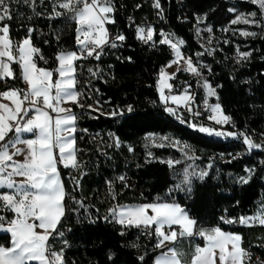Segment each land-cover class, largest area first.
<instances>
[{"label": "trees", "instance_id": "16d2710c", "mask_svg": "<svg viewBox=\"0 0 264 264\" xmlns=\"http://www.w3.org/2000/svg\"><path fill=\"white\" fill-rule=\"evenodd\" d=\"M154 2L113 0L115 23L107 28L126 39L117 41V48L105 46L99 60L77 62V88L85 105L83 109L72 105L78 116L75 146L80 167L58 165L68 193L66 214L58 226L64 236H55L50 243L56 251L64 249L66 264H153L159 254L154 237L135 228L124 229L104 217L117 204L149 203L159 197L180 204L199 227L220 226L225 232L241 234L253 261L257 256L264 259V227L221 222L222 217L253 215L264 201V149L249 152L240 140L207 136L190 128L187 122L206 123L183 111L180 115L167 113L157 90L161 68L174 59L170 48L159 44L163 31L184 41L181 50L185 57H191L197 66H206L200 70L216 90L213 101L234 123L226 125V131H243L255 142H264V36L259 27L231 23L237 14L258 9L244 0H160L159 9L153 7ZM232 8L236 11H229ZM10 11L13 19L0 26H9L14 43L26 38L29 28L34 29L32 43L48 61L38 60L39 67L54 69L57 53L77 50L75 24L63 17L49 19L52 0H35L34 8L12 0ZM138 26L154 29L153 42L144 44L136 39ZM241 31H255L257 36H241ZM206 50L213 54L207 55ZM237 50L251 52L250 58L237 64ZM13 67L19 76V65ZM89 68L97 75L92 76ZM171 83L178 93L184 88L194 93L192 107L204 103L201 84L187 73L177 72ZM7 88L24 89V85L22 80L0 83V91ZM88 105L100 111H92ZM130 105L131 113L127 112ZM113 111L123 114L109 117L107 113ZM150 135L187 144L197 157L188 163L208 175L203 180L193 178L190 193L170 192L179 179L174 169L161 161L182 159L183 153L175 147H156L146 139ZM117 140L119 147L115 146ZM184 166L177 165L175 171ZM249 175V183H239L240 177ZM6 215L12 218V214ZM0 245L10 246L9 234L0 232ZM110 254H115L114 259H109Z\"/></svg>", "mask_w": 264, "mask_h": 264}, {"label": "snow or ice", "instance_id": "6c2138e0", "mask_svg": "<svg viewBox=\"0 0 264 264\" xmlns=\"http://www.w3.org/2000/svg\"><path fill=\"white\" fill-rule=\"evenodd\" d=\"M11 2L12 0H0V24L6 19H13ZM15 2H23L33 8L35 4V0ZM245 2L255 5L258 11L247 15L237 14L231 23L255 25L264 32V0ZM153 7L159 9L160 0H155ZM229 11L236 10L232 8ZM114 12L113 0H52L49 19L63 17L75 24V44L78 49L57 53V66L54 69L38 66V60L44 63L48 61L32 43L31 34L34 29L29 28V35L14 43L9 36V26H0V83L7 85L9 81L22 80L27 85L26 89L7 88L0 92V98L11 102V106L0 103V232L10 236V246L0 245V264H66L64 249L56 251L50 243L55 236H64L58 226L66 214L68 193L61 183L58 165L78 169L80 164L77 159L78 149L75 146L78 116L72 107L63 105L67 103L81 109L85 107L80 99L82 93L77 88V62L88 58L99 60L105 46L117 48V41L126 39L122 34L112 38L108 32L106 25L115 23L112 16ZM200 22L198 20V23ZM207 30L212 31L211 28ZM197 34L199 35V30ZM159 35L162 37L159 44L167 45L174 56L168 65L161 68L157 79V90L160 102L165 105L164 110L176 115V109L182 107L194 117L202 115L192 108L195 97L188 92V88H184L179 95L173 94L174 85L169 81L176 78V73L169 74L165 68L182 62L184 66L177 67V72H190L201 77V87L205 90L204 111L209 113L207 119L212 125L219 127L194 122H187L188 126L209 136L240 140L249 152L264 149V142H255L246 132L222 130L225 125L234 126V123L230 116L224 114L219 103L208 102L209 97L216 96V90L202 76L200 69L206 66H197L191 57L182 54V39H176L174 34H166L163 31ZM240 35L255 37L257 33L241 31ZM153 37L154 29L151 26L137 27L136 39L142 43L150 44ZM208 42L211 43V40ZM206 54L213 53L206 50ZM236 55V63L240 64L250 58L251 52L237 50ZM13 65H19V76L16 75ZM88 71L92 76L97 75V71L91 68ZM169 103L175 104L176 108L169 107ZM87 107L92 111H100L92 105ZM133 110L131 105L128 106L127 112L131 113ZM122 114L123 111L107 113L109 117ZM177 119L186 123L179 116ZM146 139L156 147H175L183 153L182 159L161 161L174 169V174L179 179V183L170 192L179 190L190 193L193 178L203 180L208 175L207 171H197L188 163L197 157L191 154L187 144H181L180 141L167 136L150 135ZM157 140L160 142L157 143ZM115 146H120L118 140ZM129 151L132 149L129 148ZM16 157L23 159L17 160ZM180 164L185 166L180 172H176V166ZM247 171L252 172L251 169ZM119 179L123 181L125 177L121 176ZM250 179L251 175L242 176L239 183L247 184ZM75 183L79 186L78 180ZM112 199H116L115 194H112ZM77 203L83 206L81 201ZM8 213L12 214L11 219L6 215ZM104 219H111L124 229L135 228L154 237V247L161 249V252L155 257L153 264H217V260L219 264H264V259L259 256L253 261L252 252L243 247L241 234L225 232L220 226L199 227L198 222L191 218L180 204L170 203L159 197L149 203L117 204L109 209ZM221 220L224 224L264 227V201L253 215L227 219L222 217ZM120 234L124 235V232ZM196 238L202 239L204 243L203 246L196 244L191 253L176 247L183 239L191 242ZM64 243L67 244V241ZM114 255L110 254L109 259H114ZM140 259L143 261L144 257L141 256Z\"/></svg>", "mask_w": 264, "mask_h": 264}, {"label": "rangeland", "instance_id": "374dc122", "mask_svg": "<svg viewBox=\"0 0 264 264\" xmlns=\"http://www.w3.org/2000/svg\"><path fill=\"white\" fill-rule=\"evenodd\" d=\"M245 1V0H244ZM249 26H255V25H249ZM106 27H107V25H106ZM253 32H255V31H253ZM164 33H166V32H164ZM166 34H168V33H166ZM263 36H264V32H262L261 33ZM175 37V36H174ZM162 38V37H161ZM176 38V37H175ZM176 39H178V38H176ZM169 64V63H168ZM167 64V65H168ZM166 66V65H165ZM164 66V67H165ZM184 65H183V63L181 62L180 64H173L171 67H166L165 68V70H166V72L167 73H169V74H172V73H177V67H183ZM181 72H183V71H181ZM185 73H187L189 76H191V77H193V78H195L196 79V81H198V83H200V84H202V80H201V77H197V76H194L193 74H191L190 72H185ZM203 76V75H202ZM203 78L205 79V77L203 76ZM169 83H171V80L169 81ZM27 86V85H26ZM175 88V87H174ZM166 92H167V90H165ZM184 90H182V92H183ZM203 91H204V95H205V90L203 89ZM181 92V93H182ZM181 93H178L177 91H176V93H173V94H175V95H179V94H181ZM190 93V92H189ZM158 94H159V92H158ZM159 97H160V95H159ZM216 98V96H214V97H209L208 98V102H209V104H215L214 103V99ZM7 102H9L10 103V101L9 100H6V103ZM6 103H4V104H6ZM64 107H69V104H64L63 105ZM168 106L169 107H174V108H176V105L175 104H172V103H169L168 104ZM179 109H181V107L180 108H177L176 109V111H178ZM193 109L195 110V107H193ZM180 111V110H179ZM188 114L189 115H191L192 117H193V115L191 114V113H189L188 112ZM54 115V114H53ZM176 115H178V113L176 112ZM208 115H209V113H208ZM208 122H209V124L207 125V124H204V125H207V126H215V125H212V122L211 121H209L208 120ZM200 124V123H199ZM226 126V125H225ZM225 126L223 127V128H225ZM193 129V128H192ZM201 133V132H200ZM202 134H204V133H202ZM204 135H207V134H204ZM207 136H209V135H207ZM212 137H215V136H212ZM216 138H222V137H216ZM21 147H23V145H21ZM57 154H58V152H57ZM16 159L17 160H22L23 159V157H16ZM17 179H20V178H17ZM139 204H141V203H139ZM133 205H137V204H133ZM37 231H40L39 229H37ZM1 233H4V232H1ZM201 239L200 238H196V239H194V240H192L191 242L188 240V239H183V240H181L180 241V243L179 244H177L176 245V247L178 248V249H181V250H183L184 252H186V253H191L192 252V250L194 249V247H195V245L196 244H200L201 246H203L202 244L204 243L203 241H200ZM172 245H167V247H171ZM159 250V254H160V252H161V249H158ZM190 251V252H189ZM158 254V255H159ZM34 264H35V262H34ZM217 264H219V261L217 260Z\"/></svg>", "mask_w": 264, "mask_h": 264}, {"label": "built area", "instance_id": "2783aa9c", "mask_svg": "<svg viewBox=\"0 0 264 264\" xmlns=\"http://www.w3.org/2000/svg\"><path fill=\"white\" fill-rule=\"evenodd\" d=\"M177 1H180V0H177ZM145 28H146V27H145ZM107 29H108V28H107ZM108 32L110 33V35H111L112 38H114V37L116 36V35L112 32V30L108 29ZM106 47H108V48H112L110 45H107ZM173 93H176V88H174V92H173ZM190 94H192V95L195 97L194 93H191V92H190ZM182 111H183V113L188 114V112H187L185 109H183ZM195 111H199V112H201L202 115L199 116V117H194V116H193V118H195L196 120H198V121H200V122H203V123L209 124L208 119H207L208 113L204 111V103H201V104L196 105V106H195ZM230 125L233 126L232 124H230ZM221 222H222V221H221ZM222 223H223V222H222Z\"/></svg>", "mask_w": 264, "mask_h": 264}, {"label": "crops", "instance_id": "0c3cea01", "mask_svg": "<svg viewBox=\"0 0 264 264\" xmlns=\"http://www.w3.org/2000/svg\"><path fill=\"white\" fill-rule=\"evenodd\" d=\"M23 40V39H22ZM21 40V41H22ZM20 42V41H19ZM77 51H78V49H77ZM181 52H182V50H181ZM183 54V53H182ZM22 83H23V85H24V89H26L27 88V86H26V84L22 81ZM0 92H2V91H0ZM159 99H160V97H159ZM0 103H6V99H3V98H0ZM6 104H9L10 106H11V102L9 103V102H7ZM69 107H72V105L71 104H69ZM164 107H165V105H164ZM193 108V107H192ZM184 108H182L181 107V109H179L178 111H176L177 113H178V115H180V113H181V111L183 110ZM168 113V112H167ZM215 127H219V126H215ZM191 128V127H190ZM222 130H224V131H226V129L225 128H223ZM127 205H133V204H127ZM200 241H203L202 239L200 240ZM203 245V244H202ZM190 252V251H189ZM190 258V257H189Z\"/></svg>", "mask_w": 264, "mask_h": 264}]
</instances>
